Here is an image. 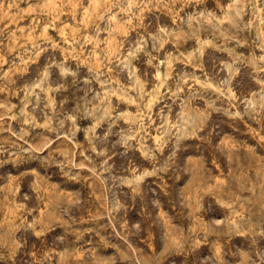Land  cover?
<instances>
[{"label":"rangeland","instance_id":"1","mask_svg":"<svg viewBox=\"0 0 264 264\" xmlns=\"http://www.w3.org/2000/svg\"><path fill=\"white\" fill-rule=\"evenodd\" d=\"M0 264H264V0H0Z\"/></svg>","mask_w":264,"mask_h":264}]
</instances>
